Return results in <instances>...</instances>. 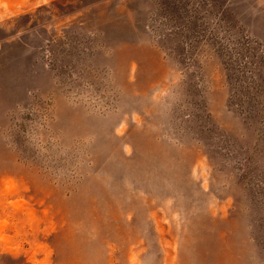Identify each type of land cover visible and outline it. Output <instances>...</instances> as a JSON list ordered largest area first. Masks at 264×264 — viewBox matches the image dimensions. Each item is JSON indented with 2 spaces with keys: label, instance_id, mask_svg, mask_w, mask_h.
I'll return each instance as SVG.
<instances>
[{
  "label": "rangeland",
  "instance_id": "obj_1",
  "mask_svg": "<svg viewBox=\"0 0 264 264\" xmlns=\"http://www.w3.org/2000/svg\"><path fill=\"white\" fill-rule=\"evenodd\" d=\"M0 264H264V0H0Z\"/></svg>",
  "mask_w": 264,
  "mask_h": 264
}]
</instances>
